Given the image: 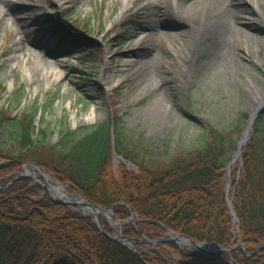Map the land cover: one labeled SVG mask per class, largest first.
<instances>
[{"label":"rangeland","instance_id":"rangeland-1","mask_svg":"<svg viewBox=\"0 0 264 264\" xmlns=\"http://www.w3.org/2000/svg\"><path fill=\"white\" fill-rule=\"evenodd\" d=\"M13 2L17 1L4 4L14 9ZM128 4L126 0L17 2L21 19L12 14L0 21V88L5 90L0 93V108L19 116L37 107L39 124L53 131L51 145L58 143L62 131L99 125L110 115H119L125 134L142 140L163 161L201 145L208 125L231 132L242 118L247 126L264 98V0L258 9L254 0H197L186 6L178 0H129ZM223 4L230 10L220 9ZM60 18L76 25L80 33H72ZM60 27L65 31L57 32ZM65 33L93 40L103 51L75 47ZM44 40L49 42L47 49L40 48ZM241 158L230 168V175L227 172L232 204L233 171ZM24 163L35 164L55 181L69 184L43 164ZM121 163L114 155L115 166ZM20 172L23 166L8 177ZM30 172L36 174L32 168ZM7 182L0 180V187ZM67 193L79 194L71 187ZM102 220L105 229L115 234L120 231L116 221L138 219L114 212ZM138 224L122 226V234L126 227ZM161 243L138 242L131 247L152 264L156 258L181 264L183 258L176 252H188L187 247L167 242L168 251Z\"/></svg>","mask_w":264,"mask_h":264},{"label":"trees","instance_id":"trees-1","mask_svg":"<svg viewBox=\"0 0 264 264\" xmlns=\"http://www.w3.org/2000/svg\"><path fill=\"white\" fill-rule=\"evenodd\" d=\"M75 24L82 26L79 20ZM64 37L73 40L75 47L103 51L93 40L69 33ZM4 91L0 88V93ZM16 102L21 105L20 95ZM29 110L11 116L0 108V159L43 164L89 202L113 207L120 217L139 219L138 225L124 229L125 235L155 240L165 234V226L197 242L224 248L240 240L249 253L264 244V112L255 121L241 162L233 171L236 223L226 201L227 171L246 127L242 118L231 132L208 125L201 145L163 161L142 140H131L125 134L119 115H110L99 125L62 131L58 143L51 145L52 129L39 124L37 107ZM113 150L135 168L123 163L115 166ZM20 168L19 164L0 168V180L11 181L8 175ZM4 188L0 195V264H152L146 255L139 257L103 234L82 212L41 197L43 187L31 178ZM162 244L169 251L171 245ZM176 253L183 258L181 264L231 260L227 254ZM232 257L240 264H264V250L247 255L236 249ZM155 263L167 264L161 258Z\"/></svg>","mask_w":264,"mask_h":264},{"label":"water","instance_id":"water-1","mask_svg":"<svg viewBox=\"0 0 264 264\" xmlns=\"http://www.w3.org/2000/svg\"><path fill=\"white\" fill-rule=\"evenodd\" d=\"M264 112V99H261V101L258 103V105L253 109L252 113L250 114L249 121L247 123V126L238 142L237 145V151L235 152L232 161L229 163L228 166V175H230V168L232 165L236 162L237 159L242 157V148L249 142L251 132L253 129V125L258 118L259 114ZM112 143L114 147V135L112 138ZM114 151V150H113ZM116 159L123 161L129 168L135 167V165L132 162H129L123 158L122 155L116 154ZM21 163L19 161H2L0 162V168L6 167L12 164H18ZM24 167V172H20L17 174V176L10 182H8L6 185H9L13 183L14 181L18 179H25V178H32L35 180L36 183L40 184L44 189L45 192L41 194V197L48 196L50 199H52L54 202L60 203V204H65L67 206H70L74 209H77L78 211L84 213L87 217H90L93 222L96 224L98 229L108 236L109 238L120 242L124 244L127 247H130L133 249L131 246H134L138 242H144V243H149V244H159L161 242H174L179 246H186L187 250L191 252V254H198V253H207V254H227L231 257V261H229L227 264H240L236 262L233 257H232V252L236 249H242L244 253L248 254L245 246L239 241L238 244L232 248H224L218 244H213V243H205V242H197L193 238L185 235V234H179L176 233L169 228L163 226L160 223H157L161 226H163L166 229V234L164 237L159 238V239H138V238H131L127 237L122 234V226L138 222L139 220H134V221H127V222H120L116 221L114 225H116L120 231L111 234L105 229V224L103 223V216H106L109 218L111 215L114 216V208L109 207V208H104L97 206L91 202H89L81 193L78 194V196L75 199L70 198L66 194H63L62 191L66 190L68 187L74 188L71 184L68 183H60L58 181H50L48 177H46V174L44 171L37 165L32 164V163H23L22 164ZM30 168L34 169L36 174H32L30 172ZM47 182L49 186L46 185ZM5 185V186H6ZM55 186H58L55 187ZM4 187V186H3ZM3 187H0L3 188ZM230 184L227 185V192L229 191ZM227 204L230 208L231 214L233 215V221L239 222L238 217L236 215V212L234 211L232 200L227 196L226 198ZM110 215V216H109ZM264 250V245L259 246V248L253 252L250 253V255H255L259 251ZM135 254H137L140 257V253L137 251V248L133 249Z\"/></svg>","mask_w":264,"mask_h":264},{"label":"bare ground","instance_id":"bare-ground-1","mask_svg":"<svg viewBox=\"0 0 264 264\" xmlns=\"http://www.w3.org/2000/svg\"><path fill=\"white\" fill-rule=\"evenodd\" d=\"M0 1H3V0H0ZM6 1H8V0H4V2H2V3H0V21H6V20H9L10 18H11V16L10 15H14L15 16V19L16 20H20L21 19V17L22 16H20L19 17V15H20V11H19V9L17 8V6H16V4H17V2H22L23 0H16L17 2H13V3H16V4H14V9H12V7H9V6H7V5H5L4 3L6 2ZM195 1H197V0H178V2H179V5L181 4V3H183L182 5H187L188 3H193V2H195ZM263 1V0H262ZM126 3H127V5L129 6V0H126ZM254 3H256L257 4V6H256V8L258 9V6H259V4H260V0H254ZM185 5V6H186ZM8 8H9V10H8ZM126 8H128V7H126ZM219 9V8H218ZM220 9H223V11H229L230 9H229V7H227L226 5H222L221 6V8ZM219 9V10H220ZM177 10V9H176ZM12 12V13H9V12ZM179 13V12H178ZM178 17H176L175 15H173V19L174 20H181L180 19V15H177ZM19 17V18H18ZM204 33H207V31L205 30L204 31ZM221 33L220 32H218L217 33V35H220ZM222 35V34H221ZM213 39V38H212ZM49 47V42H47L46 40H44L43 42H42V44L40 45V48H48ZM32 55H34V56H36L37 57V59L38 60H40V59H42L43 60V57H39L38 55H36L35 53H32ZM29 70H30V68L28 67L27 68V72H29ZM29 75H30V72L28 73ZM262 99H264V98H262ZM46 177H48V179L50 180V181H55L54 179H53V177L52 176H50V175H48V174H46ZM55 187H57L58 188V186H55ZM62 193L63 194H66L67 196H69L70 198H72V199H75L76 197H74V196H72V195H70V194H68L67 193V191L66 190H64V191H62ZM110 216V215H109ZM113 219V218H112ZM111 219V220H112Z\"/></svg>","mask_w":264,"mask_h":264}]
</instances>
